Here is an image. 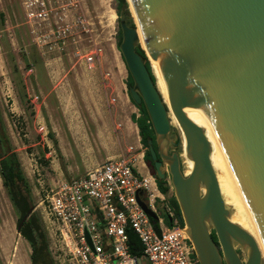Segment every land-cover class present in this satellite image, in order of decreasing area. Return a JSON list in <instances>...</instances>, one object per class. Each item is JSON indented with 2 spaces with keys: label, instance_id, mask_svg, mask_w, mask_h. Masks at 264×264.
Segmentation results:
<instances>
[{
  "label": "water",
  "instance_id": "1",
  "mask_svg": "<svg viewBox=\"0 0 264 264\" xmlns=\"http://www.w3.org/2000/svg\"><path fill=\"white\" fill-rule=\"evenodd\" d=\"M127 2L136 24L129 12L120 20V52L134 81L130 96L147 109L161 157L149 139L156 176L171 175L198 263L264 264V0ZM140 39L176 112L189 176L179 154H169L182 139L171 137L169 108L138 52Z\"/></svg>",
  "mask_w": 264,
  "mask_h": 264
},
{
  "label": "rangeland",
  "instance_id": "2",
  "mask_svg": "<svg viewBox=\"0 0 264 264\" xmlns=\"http://www.w3.org/2000/svg\"><path fill=\"white\" fill-rule=\"evenodd\" d=\"M116 7L117 0H81L79 15L84 22L78 37L68 54L53 60L41 56L32 43L19 1L0 0V14L6 20L3 24L0 18L1 128L20 161L54 264H70L69 251L44 210L46 196L61 182L118 157L132 160L146 177L156 178L142 164L146 148L132 120L140 112L130 100L128 70L117 46L121 18ZM148 53L162 91L165 85ZM91 56L93 62H89ZM168 105H172L170 99ZM181 132L172 124V139ZM181 151L182 143L176 149L170 147V152L180 155ZM164 182L169 190L165 203L158 205V214L168 219L164 208L176 198L168 170ZM18 221L0 175V264H32V248L19 233ZM140 264L149 263L141 259Z\"/></svg>",
  "mask_w": 264,
  "mask_h": 264
},
{
  "label": "built area",
  "instance_id": "3",
  "mask_svg": "<svg viewBox=\"0 0 264 264\" xmlns=\"http://www.w3.org/2000/svg\"><path fill=\"white\" fill-rule=\"evenodd\" d=\"M18 1L40 55L55 60L68 54L84 22L81 0ZM93 60L91 56L89 62ZM164 201L156 178L146 177L132 160L118 157L61 182L46 196L44 210L69 251L70 264H140L141 258L131 251L129 231L138 236L149 264H198L187 227L175 210L169 204L164 208L171 226L159 216L158 205ZM141 202L156 215L157 227Z\"/></svg>",
  "mask_w": 264,
  "mask_h": 264
},
{
  "label": "trees",
  "instance_id": "4",
  "mask_svg": "<svg viewBox=\"0 0 264 264\" xmlns=\"http://www.w3.org/2000/svg\"><path fill=\"white\" fill-rule=\"evenodd\" d=\"M129 3L127 0H117V7L116 11L119 15V18H123V15L126 12H129ZM0 18L3 24H5V14L1 13ZM120 19V20H121ZM120 20H119V31H118V42L117 46L120 50V45L122 42V31L120 28ZM129 24L131 26H135V21L133 18L129 20ZM144 48L141 46L138 48V52L143 57L149 58L148 49L145 46V44H142ZM122 55V54H121ZM122 59L124 61V58L122 56ZM125 62V61H124ZM126 64V63H125ZM127 67V66H126ZM148 70L151 73L152 79L154 82H156V78L152 71L151 62H147ZM128 70V69H127ZM134 85L133 78L131 74L128 71V80H127V86L130 90V88ZM129 97L131 102L134 104L130 92ZM135 105V104H134ZM136 106V105H135ZM137 109L140 112V116L133 115L132 120L137 125L139 129V134L141 136V143L146 148V155L145 160L150 168V171L152 174L156 177L158 187L160 191L164 194H168V187L164 186V182H160L159 179L156 176L154 163L151 158V154L148 150L149 144L148 140L152 139L155 141V132L150 120V117L148 115L147 109L145 105L143 104L141 107L136 106ZM169 110L172 111V107L168 106ZM2 123V116L0 114V175L3 181V185L7 190V193L9 195L10 201L12 202L13 206L15 207L16 211L19 214V221H18V227L24 220L25 216L28 214L30 210H33L30 198L27 194L28 192V183L27 180L23 174L20 161L17 157L16 152L13 151L11 145L7 144L4 136V132L1 128ZM51 137L52 134H50ZM55 145L58 148V143L56 140H54ZM169 206L175 210V214L177 217L181 214L180 206L178 204V201L176 198H171L169 200ZM166 213V212H165ZM168 219H165V222L168 226H171L172 223L169 221V215L166 213ZM151 221L155 227L156 222L153 218H151ZM182 225L184 226V222L182 221ZM19 233L21 236L29 242L32 248V254H31V263L32 264H54V261L52 259L49 245H48V239L47 236L42 228L40 218L32 212L30 217L24 222L22 228L19 230ZM129 244L131 246V251L134 255H137L141 259H144L142 257V246L141 241L139 240L138 236L132 232L129 231Z\"/></svg>",
  "mask_w": 264,
  "mask_h": 264
},
{
  "label": "bare ground",
  "instance_id": "5",
  "mask_svg": "<svg viewBox=\"0 0 264 264\" xmlns=\"http://www.w3.org/2000/svg\"><path fill=\"white\" fill-rule=\"evenodd\" d=\"M110 13H112V12H110ZM129 13L131 14V18H134L135 16H134V14L129 10ZM114 15V14H113ZM114 16H112V18H113ZM138 31H139V33H140V35L142 36V34H141V30H140V28L138 29ZM142 44H143V42H142V40L140 39V45L142 46ZM144 48V47H143ZM152 56V55H151ZM148 58V57H147ZM152 58H153V56H152ZM149 59V58H148ZM151 60H153L154 61V63H155V65H156V67H157V70H158V74H159V76H161V79H162V75H161V72H160V70H159V68H158V66H157V63H156V60L153 58V59H151ZM150 61V60H149ZM152 61V62H153ZM155 72V71H154ZM157 74V73H156ZM158 78V77H157ZM162 82H163V79H162ZM157 83V82H156ZM164 83V82H163ZM161 87V86H160ZM161 89H162V87H161ZM160 91V90H159ZM161 92V94H162V96H163V98H164V100H165V102H166V104H167V106H170V105H168V100L170 99L169 98V96H168V93H167V90H166V88H163V90L162 91H160ZM171 102V101H170ZM172 104V103H171ZM171 107H172V111H170L169 110V118H170V120H171V124H173L174 126H178L179 128H180V125H179V121H178V118H177V115H176V112H175V110H174V107H173V105H171ZM176 128V127H175ZM177 129V128H176ZM181 129V128H180ZM182 133V132H181ZM181 136V139H182V151H181V154L179 155L180 156V158H181V160L183 161V173H184V175L185 176H189L190 174H191V172L193 171V163L189 160V158H188V156H187V151H186V142H185V139H184V137H183V134L182 135H180Z\"/></svg>",
  "mask_w": 264,
  "mask_h": 264
},
{
  "label": "flooded vegetation",
  "instance_id": "6",
  "mask_svg": "<svg viewBox=\"0 0 264 264\" xmlns=\"http://www.w3.org/2000/svg\"><path fill=\"white\" fill-rule=\"evenodd\" d=\"M153 145H154V148H155L156 152L158 153V159L161 160V157H160L159 151H158V145H157L156 137H155V141H153ZM172 153L173 152H170V149H169V154L171 155ZM144 161H145V163L147 165L148 170L150 171V168H149V166H148V164H147V162L145 160V155H144ZM212 236H213L214 241L218 244V239H217L215 231H212Z\"/></svg>",
  "mask_w": 264,
  "mask_h": 264
}]
</instances>
